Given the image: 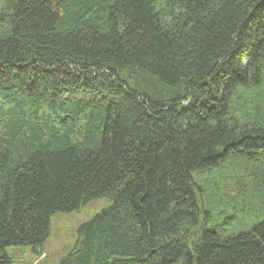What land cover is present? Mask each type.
Segmentation results:
<instances>
[{"label":"trees","instance_id":"16d2710c","mask_svg":"<svg viewBox=\"0 0 264 264\" xmlns=\"http://www.w3.org/2000/svg\"><path fill=\"white\" fill-rule=\"evenodd\" d=\"M99 199L60 264H264V0H0V264Z\"/></svg>","mask_w":264,"mask_h":264},{"label":"rangeland","instance_id":"374dc122","mask_svg":"<svg viewBox=\"0 0 264 264\" xmlns=\"http://www.w3.org/2000/svg\"><path fill=\"white\" fill-rule=\"evenodd\" d=\"M111 205L112 201L110 199H99L87 204L78 211L69 214H55L51 218L50 236L42 249V255H36L31 247L9 248L7 252L12 259V264H60L75 248L78 229ZM261 208L250 213L238 214L231 225L224 226L226 235H236L263 220L264 209ZM232 213L228 212L227 215ZM222 222L221 217L217 218L215 216L209 228H215V226L223 224Z\"/></svg>","mask_w":264,"mask_h":264}]
</instances>
